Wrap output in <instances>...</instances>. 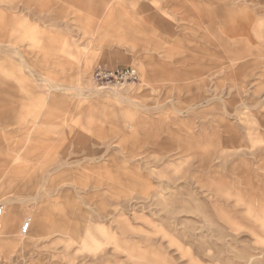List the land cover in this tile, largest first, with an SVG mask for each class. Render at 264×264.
Returning <instances> with one entry per match:
<instances>
[{
	"label": "rangeland",
	"instance_id": "374dc122",
	"mask_svg": "<svg viewBox=\"0 0 264 264\" xmlns=\"http://www.w3.org/2000/svg\"><path fill=\"white\" fill-rule=\"evenodd\" d=\"M0 201V264H264V0H0Z\"/></svg>",
	"mask_w": 264,
	"mask_h": 264
},
{
	"label": "built area",
	"instance_id": "2783aa9c",
	"mask_svg": "<svg viewBox=\"0 0 264 264\" xmlns=\"http://www.w3.org/2000/svg\"><path fill=\"white\" fill-rule=\"evenodd\" d=\"M139 78L138 72L133 68H123V69H104L98 68L94 74L93 79L99 85H109L112 83L123 84L128 82H136ZM4 214V209H0V218ZM30 229V222L25 223L21 229L23 236H27Z\"/></svg>",
	"mask_w": 264,
	"mask_h": 264
},
{
	"label": "crops",
	"instance_id": "0c3cea01",
	"mask_svg": "<svg viewBox=\"0 0 264 264\" xmlns=\"http://www.w3.org/2000/svg\"><path fill=\"white\" fill-rule=\"evenodd\" d=\"M6 208H7L6 207V203L3 202V201H0V209H4V214L2 215V218L0 219V239H1V236L2 235H9L13 231H15V229L17 228V225H18V221H19L18 212L17 211L8 212ZM27 220H28L27 222H30V229H29V233H30V230H31V222H32L33 219L32 218H28ZM27 222H23L22 223V227ZM22 227H21V229H22ZM40 229H41V232H43V227H41ZM29 233H28V235H29ZM16 246H17L16 241L15 240H12L7 245H4V246L3 245H0V252L4 248H6L5 250H7V249H13Z\"/></svg>",
	"mask_w": 264,
	"mask_h": 264
}]
</instances>
